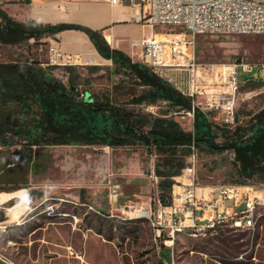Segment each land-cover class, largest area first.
<instances>
[{
  "label": "rangeland",
  "instance_id": "374dc122",
  "mask_svg": "<svg viewBox=\"0 0 264 264\" xmlns=\"http://www.w3.org/2000/svg\"><path fill=\"white\" fill-rule=\"evenodd\" d=\"M53 1L60 0H35L34 4ZM31 3V0H0V10L16 21L28 22L33 19L29 16ZM34 15L45 21L56 20L36 7ZM144 27L147 33L154 30L150 24ZM54 38L55 35L51 34L16 44L0 42V62L38 60L44 67H52L54 75L68 83V68L48 64L49 46ZM196 45L200 61L245 60L252 64L251 71L242 68L238 71L241 86L236 113L239 122L264 108L263 33L199 35ZM96 55L84 56V63L75 66L81 75L76 87L83 97L87 92L92 96L109 94L129 108L156 114L168 109L163 101L130 103L132 97L145 87L138 84L133 74L119 71L110 59H96ZM87 57L93 60L89 61ZM130 57L141 63L139 50ZM211 116L214 119L218 114ZM20 148L19 144L10 148L0 145V190L23 188L29 182L33 185L44 182L49 184L48 189H57L63 182V189L67 192L63 195L49 192L42 207L27 215L26 218L40 213L31 223L42 228L34 233H30L32 227L9 228L8 223L0 222V258L12 264H264V207L259 210L255 225L250 229H237L227 224L199 236L184 232L176 235L173 241L156 238L148 221L134 217L130 208L120 202L125 189L137 188L136 180L129 172L133 168L131 159L137 157L141 160L140 167L145 174L150 172L152 157L156 162V155L147 153L139 145L119 148L107 145L35 147L37 160L41 163L32 174L29 167L19 161ZM194 151L199 185L232 183V152L212 154L197 147ZM158 181V177L153 179V189H158ZM110 186L117 194L113 206L108 203ZM73 188L78 191L76 198L71 194ZM157 196L154 193L152 203L133 204L156 205ZM164 248L168 249L169 258L163 253ZM0 264H3L1 259Z\"/></svg>",
  "mask_w": 264,
  "mask_h": 264
},
{
  "label": "trees",
  "instance_id": "16d2710c",
  "mask_svg": "<svg viewBox=\"0 0 264 264\" xmlns=\"http://www.w3.org/2000/svg\"><path fill=\"white\" fill-rule=\"evenodd\" d=\"M0 22V42L16 44L30 38L65 30L85 32L99 54L121 72L133 74L145 89L129 101L133 104L166 102L159 113L129 108L109 94L83 97L75 66L68 68V83L44 67L41 61L0 62V145H20L19 161L40 165L35 147L52 145H107L113 148L139 145L156 155L158 199L172 202L175 177L187 164L193 147L206 152H232L231 184L264 185V108L249 119L228 126L197 110L193 129L181 124L172 111L188 110L191 99L175 89L149 66L133 61L126 52L112 48L101 30L78 23L20 22L6 12ZM220 139V140H218ZM207 186V185H203ZM163 253L169 258L168 249Z\"/></svg>",
  "mask_w": 264,
  "mask_h": 264
},
{
  "label": "built area",
  "instance_id": "2783aa9c",
  "mask_svg": "<svg viewBox=\"0 0 264 264\" xmlns=\"http://www.w3.org/2000/svg\"><path fill=\"white\" fill-rule=\"evenodd\" d=\"M35 1V0H32ZM112 5H127L139 22L154 30L142 36L137 46L140 61L166 79L175 89L191 99L188 110L173 111L178 121L193 129L196 111L228 126L237 123V99L241 84L238 71H251L245 60L203 62L198 58L199 35L264 34V0H99ZM84 56L65 51L53 41L48 64L76 66ZM196 152L175 177L172 202L129 207L136 218L148 221L155 237L164 242L188 232L205 234L222 225L237 229L254 227L259 210L264 207V185H199ZM3 264L11 262L0 258Z\"/></svg>",
  "mask_w": 264,
  "mask_h": 264
},
{
  "label": "crops",
  "instance_id": "0c3cea01",
  "mask_svg": "<svg viewBox=\"0 0 264 264\" xmlns=\"http://www.w3.org/2000/svg\"><path fill=\"white\" fill-rule=\"evenodd\" d=\"M32 1V0H31ZM29 12L30 18L48 23H78L89 26L93 29L101 30L106 40L112 48H116L133 56L138 52L137 46L142 36L147 33L144 30L145 23L137 20V15L132 12L127 5H112L107 1L99 0H60L47 3H31ZM37 8L50 17H55L54 21L38 19L34 15V8ZM53 39L59 43L65 51L79 53L87 56L89 53L97 54L96 59L102 57L89 36L78 30H65L54 34ZM156 157V156H155ZM133 168L129 169L130 174L135 180V189H125L121 194L120 202L123 206L134 207L133 203L149 204L152 203L154 193L157 195L159 189H153V179L155 175V158L152 157L149 174H145L140 167L139 158L131 159ZM30 174L37 171L40 166L33 170L32 164L27 165ZM131 166V167H132ZM49 184L40 182L19 189L0 190V222H6L9 228L32 227L30 233L38 231L41 226H33V220L39 217V212L31 214L32 210L41 208L48 199L49 192L59 195L66 194L67 189H63L64 183L61 182L57 189H48ZM61 186V187H60ZM110 186L108 189V203L113 206L114 197L117 195ZM73 198L78 195L77 189H70ZM90 192V191H88ZM158 196L156 203L158 202ZM130 203V204H128ZM24 218V219H23Z\"/></svg>",
  "mask_w": 264,
  "mask_h": 264
},
{
  "label": "water",
  "instance_id": "95a60500",
  "mask_svg": "<svg viewBox=\"0 0 264 264\" xmlns=\"http://www.w3.org/2000/svg\"><path fill=\"white\" fill-rule=\"evenodd\" d=\"M0 15H1V16H5L6 14H5V13H2V12H0ZM89 96H90V94L87 92V93H86V98H88Z\"/></svg>",
  "mask_w": 264,
  "mask_h": 264
},
{
  "label": "bare ground",
  "instance_id": "6f19581e",
  "mask_svg": "<svg viewBox=\"0 0 264 264\" xmlns=\"http://www.w3.org/2000/svg\"><path fill=\"white\" fill-rule=\"evenodd\" d=\"M36 14H37V13H36ZM36 14H35V15H36ZM37 15H39V14H37ZM39 16H40V15H39ZM42 16H43V15H42ZM88 55H91V53H89ZM87 59H89V61H90V60H93V59L90 58V57H87Z\"/></svg>",
  "mask_w": 264,
  "mask_h": 264
}]
</instances>
